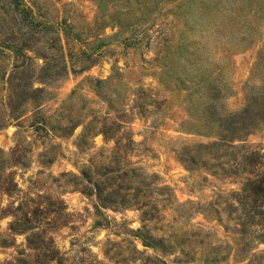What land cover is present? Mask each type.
<instances>
[{
  "label": "rangeland",
  "instance_id": "1",
  "mask_svg": "<svg viewBox=\"0 0 264 264\" xmlns=\"http://www.w3.org/2000/svg\"><path fill=\"white\" fill-rule=\"evenodd\" d=\"M23 1L32 24L0 0V157L19 147L27 168L6 172L62 202L48 231L61 264H264V243L225 211L240 184L222 171L230 145L264 152V0ZM103 122L134 142L124 159ZM220 137L228 147L207 148ZM108 164L125 190L97 210L81 168L99 178ZM9 222L0 214V264H27ZM142 226L160 246L133 236Z\"/></svg>",
  "mask_w": 264,
  "mask_h": 264
},
{
  "label": "trees",
  "instance_id": "2",
  "mask_svg": "<svg viewBox=\"0 0 264 264\" xmlns=\"http://www.w3.org/2000/svg\"><path fill=\"white\" fill-rule=\"evenodd\" d=\"M9 4L13 6L15 12L24 15L25 19H29L30 24L33 23L31 20L33 19L31 16L32 11L23 0H9ZM34 26L40 27L39 30L47 29L44 25L40 26L39 22H36ZM12 49H16V47L12 46ZM7 83L9 84V80ZM39 92H41L40 89L30 90L27 88L25 91L22 90L19 96L32 97L33 94ZM14 111L16 110L9 109L7 121L14 117ZM2 125L0 124V127ZM34 127L35 129L43 128L40 125ZM120 129L121 126L119 124L114 123L112 126L107 127L103 122L100 130L104 138L114 141L112 161L120 157L124 159L127 152L130 151V146L134 144L126 133H122V137L118 136ZM245 129L246 126L244 124L233 127L237 142L242 141L243 135L246 133ZM219 141L220 143L212 142L207 148L228 147V144L223 143L221 137ZM230 147L237 150L236 154L238 157L230 164L231 170L229 172L223 169L222 171L224 174L236 178L239 181L240 188L229 195L231 202L226 203L225 211L228 215L234 216L242 231L243 229L250 230L252 240L250 238L249 243L251 245L262 244L264 243V152L256 148L243 147L242 145H230ZM18 148L15 147L10 150L7 158L0 157V214L2 218H10L8 231L11 235L14 237L18 235L25 237L26 245L33 253L25 255L24 252H19V254L24 255L26 260L30 259V262H26L27 264H61L65 260L58 256L57 250L53 247V239L48 236V231L60 225V220L64 216V206L62 202L53 200L49 196L33 195L29 190H22L15 181V173L6 172V164L21 169L27 168L26 153L19 152ZM44 157H47V155L44 154ZM109 168L110 164L103 168L105 173L99 178H95L98 174L92 171L91 167L81 168V182L78 189L89 196H95L97 210L107 207L116 208L117 206H114L116 202H109V199L120 196L117 195L116 191L125 190L124 188H119L118 186H121L119 184L116 186L112 176L106 178L108 173L115 174V170L109 171ZM123 173H125V170ZM3 197L7 200L5 207H2ZM120 207L125 208L123 204ZM133 233V236L141 239L144 246L156 247L162 243L160 239L156 241L152 238L145 226ZM20 261L18 260V262ZM98 263L97 260H92V262L87 264Z\"/></svg>",
  "mask_w": 264,
  "mask_h": 264
}]
</instances>
